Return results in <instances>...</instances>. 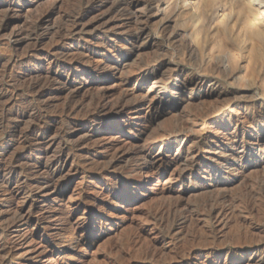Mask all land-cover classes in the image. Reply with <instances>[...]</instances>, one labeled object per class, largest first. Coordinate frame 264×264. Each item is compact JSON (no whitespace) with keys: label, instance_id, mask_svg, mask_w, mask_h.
Wrapping results in <instances>:
<instances>
[{"label":"rangeland","instance_id":"1","mask_svg":"<svg viewBox=\"0 0 264 264\" xmlns=\"http://www.w3.org/2000/svg\"><path fill=\"white\" fill-rule=\"evenodd\" d=\"M76 1L22 0L13 9L0 8V25L10 21L12 16L15 15L19 17L20 24H22V21L26 18L31 19L41 13L49 16L48 23L51 24H49L50 26H58L64 23V18L68 14L87 13L85 19L81 22L82 26H86L85 29L79 25L75 32L77 35L74 34L68 40H57L54 35L46 34L48 27H50L48 24L40 31L43 33V36L40 37V46L44 50H48L49 46L58 44L57 46L61 50L69 51L67 57L75 56L74 58L79 57L85 60L84 66L60 74L61 82L69 85L68 90L63 93L48 94V96L41 98L28 94V91L22 88V85L26 82L24 80L29 78V76L26 78L22 76L24 71L30 70L32 75H44L54 73L57 66L48 63L47 60L38 61L35 67L33 66L34 63L22 64L21 56L24 51L30 49L31 41L18 44L13 41L8 42L6 36H0V56L7 60L0 63V83H5L4 87L9 91L14 88L15 83L18 86L22 84L11 100L5 99L3 101L9 108L13 107L14 118L3 120L4 124L0 123V244L1 242L6 243L11 249L8 264H264V216H262L264 211H261L264 210V202L262 199H260L255 209L256 212H254L255 210L248 211L237 208L240 219L235 217L229 220L226 217L224 222L218 223L213 218L208 222L202 220L201 212L198 211V208L195 211L194 208V221L191 219L185 224H180L179 221L181 220L179 214L186 212V206L197 207L201 204L200 199L203 200V196H201L203 193L201 192H203L204 185L221 183L222 181L229 183L228 189H222L221 191L227 196H234L241 194L246 186L252 184L253 180L256 181L264 175V153L262 152V154L259 151L262 147L264 148V135L257 134L258 132L254 128H250L249 124L246 125L244 131L237 130L238 128L235 129L236 122L230 124L221 118V121L214 127V131L215 128L217 130L210 135H202L198 128H195L186 137L182 136L183 138L181 137L177 142L170 143L171 145L163 142L158 136L159 132L169 124L168 121L172 122L186 118L185 115L188 111L194 114L190 117H193L197 122L202 121L197 115L199 105L197 103L184 104L191 98V94L187 91L182 94L171 95L170 89H161L159 95H156L155 89H148L150 83L147 85L141 80H130L123 86L124 74L104 75L103 67L105 63H118L124 60L125 71L134 65V62L127 58L130 55L131 41L125 40L122 35H114L109 28V32L105 28L107 29L106 32L103 27L104 23L107 22L105 21L106 18L117 20L120 23L122 19L125 20L126 16L121 18L119 13L106 16L107 7L100 4L102 0H97L96 3L88 0ZM190 7L191 0H179L178 13ZM102 8L103 10H100ZM164 18V14L160 13L155 15L150 23L151 35L156 41L159 39V31L164 27ZM95 19L99 21V24L96 23L90 26V23L94 22ZM97 24L101 25L103 29ZM183 27L190 30L186 22ZM26 43L28 44L26 45ZM149 43H152V41ZM145 45L141 47L138 58H136L137 55L133 56L137 64L144 62L154 54L153 48H150L148 44ZM61 50L53 52L50 55L51 58L63 61L66 55ZM142 55L144 56L142 57ZM146 55L147 58H145ZM263 64L257 66L258 80H264ZM181 65L188 66L184 62ZM86 67L87 72L84 70ZM234 74L241 77L242 69L239 68ZM17 77H22V83L15 81L18 79ZM240 84L242 83L239 81L235 85H231L227 80L223 82L224 87H222L225 90H232L241 86ZM55 87L59 88L60 85L56 84ZM99 88L102 91H99ZM251 88L259 90L258 93H262L260 86H252ZM126 89L135 92L129 95L126 110L119 116L104 124L100 122L91 124L81 118L72 119V121L75 120L73 123L79 128H77L78 133L69 142L65 140L68 152L70 151V158L62 163V176L55 181L53 186H34L29 188L26 193L15 190L12 193L6 192L5 194V185L1 174L6 166V168L10 166L12 157L23 153L18 164L25 165L27 161H34L41 153L37 151L38 149L24 152L25 148L35 143L38 137L30 136L24 139L22 137L23 131L26 132L33 125H38L37 122L43 124L47 120L57 119L58 123L55 122V125H49L50 133L56 134L64 125L60 118L56 117V112L75 93H79L76 100L81 101L90 95L105 91L109 94L107 99L113 101L123 95ZM161 98H163L162 102H160ZM141 100L143 105L139 106L138 102ZM234 101L236 103L242 102L238 95L234 98ZM36 105H39L38 108L40 106L44 108L41 117L31 118L26 116L18 119L19 117L16 116L18 112L27 108H37ZM220 116L227 117L224 113ZM86 130L90 132L89 138L85 132ZM233 131H237L239 134L241 131L245 132L246 143L252 145L255 149L254 154L242 157L240 156L242 148H238L235 153L236 156L229 152L226 154L229 160L228 163L234 164L230 168L231 170L226 167L228 166L227 162L223 163L225 170L222 169L213 174H204V167L197 166L186 171L185 177L181 180L173 179V176L182 167L180 162H184L185 156L189 153L186 152L189 150L188 147H199L205 143L216 145V143L223 142L226 136H231V133H234ZM252 132L254 134L250 136ZM82 138L87 140L77 146L75 143L83 140ZM150 139L153 143L150 148L151 151L147 150V146L151 143ZM257 141L259 145H254ZM110 142L115 144L111 152L116 155L113 156V154L112 156L123 157L114 165L107 164L108 160L101 161L99 165L95 162V159L106 153L107 148L105 149L104 146ZM136 148L144 149L146 153L151 152L153 163L144 164L140 161L138 156L132 153V150ZM56 150L58 149L56 148ZM197 176L201 179H199V182L193 183ZM111 180H118V183L109 186ZM166 188L174 190V195L178 196V198L175 196L174 200L180 199L183 202V205L180 206L181 210L172 219L175 226V230H172L173 233L165 224L161 223L158 216H154L156 208L165 204L164 201L167 200V203L171 199L164 193ZM229 188L231 189L229 190ZM84 201H89L90 207L85 209L82 206ZM20 209L24 214L23 219L17 220V210ZM258 213L261 215L260 217ZM195 217L198 220H195ZM209 226H211L213 235H215L213 239L211 238L213 242H211V239L205 242L199 238V240L190 241L193 232L203 234L210 230ZM205 229L207 230L205 231ZM115 245H120L119 248L117 247L119 250L114 247ZM187 245L195 249L196 254L193 256L182 254L181 252L188 247ZM150 248L155 250L157 254L146 253Z\"/></svg>","mask_w":264,"mask_h":264},{"label":"bare ground","instance_id":"2","mask_svg":"<svg viewBox=\"0 0 264 264\" xmlns=\"http://www.w3.org/2000/svg\"><path fill=\"white\" fill-rule=\"evenodd\" d=\"M20 1L22 0H0V8L7 7L8 10L13 9L14 6ZM88 1H92L94 3L98 2L97 0ZM100 4L107 7L106 16H111V14L115 15V13H119L121 18L122 16H126L125 20L122 19L120 23H118L117 20H111L110 18H108L110 19L108 21V19L106 18L107 20L105 19V21L107 22H105L104 25L102 24V22H100V24L103 25L104 29H111L114 35H122L124 36L125 40L131 41L130 55L127 58L128 60L131 59V62H134V65L132 67L130 66L129 70L126 71V66L124 67L123 63L124 60H121V62L118 63H105L103 67V74H124L125 79H123L122 81L123 86H125V84H127L130 80H141L147 85L150 83L151 85H148V89H155L156 95H159V91L161 89H170L171 95L182 94L183 92L187 91L192 96L190 95V100L186 101V103H184L183 101V103L188 105H190L191 103H197L199 105L197 115L202 119V121H198V123L195 119H193V117H190L194 116V114H192L193 112L191 111H188V113L185 115L186 118H181L177 121L172 122L168 121L169 124L164 128L162 127L163 130L159 132V136L157 135L163 142H165L166 144H170L173 141L177 142L182 136L186 137L188 133L195 130V128H198L202 135H210L214 131L215 125H217L221 121V118L224 121L229 122L230 124H234L236 122L235 129L238 128L237 130L244 131L246 125L249 124L250 128H254L256 132H258L257 134L264 135V80H258L257 78L259 75L257 66L264 63V0H191V7L181 13H178L179 0H102ZM100 10H103V8ZM160 13L164 14L165 24L160 31L157 29V32L159 31V39L156 41L151 35L152 29L150 30V23L152 21V18L155 17V15H159ZM86 15V12L75 15L68 14L64 18V23L58 26H50L51 24L48 23L49 16L43 15L41 13L37 14L33 18H31V16V19L24 17L26 19L22 21V24H20L21 20L17 15L12 16L11 19L9 18L10 21L8 22H2L3 24L0 25V36H6L8 38V42L13 41L21 44L23 42L31 41L30 49H27L28 51L26 52L24 51V54H22L21 56L22 64L34 63L33 66L35 67L38 61L43 62V60H47L48 63L55 64L57 66V69L54 73L44 75H32L30 70L24 71V75L22 76H24V78L29 76V78L27 80H24V82L26 81L24 85L19 84V86L22 85V88H25L28 91V94H32L37 98H41L45 97L46 95L48 96V94L55 95L68 90L69 85L68 83L61 82L60 74L67 71L70 72V70L84 66L85 60L79 57L74 58L75 56L67 57V53L69 51L66 52L63 49L61 50L57 46L58 44L51 47L49 46L48 50H44L43 47L40 46V37L43 36V33H41L40 31L44 26L50 24V27H48L46 34L54 35L55 39L57 40H68L69 37H73L74 34H76L75 32L77 31V28L82 24L81 22L83 19H85ZM98 22L99 21L95 19L94 22L90 23V26H93ZM185 22L188 24L190 30H187V28L183 27V24ZM82 27L85 29L86 26L83 25ZM107 29H105V31ZM109 29L108 32L110 31ZM151 41L152 43H149ZM52 43L53 41L51 42V44ZM27 44L28 43H26V45ZM145 44H148L150 48H153L154 54H150L151 57L144 61V59L147 58L146 55V57L142 59L144 62L137 64L135 61L136 59H134L133 56L137 55L136 58H138L139 52H141L140 49ZM58 50H61V52L63 53L65 52L64 54L66 55V57L64 56V59L62 57L63 61L54 60L55 58L52 59L50 56L53 52H57ZM148 51L150 52V50ZM143 56L144 55H142V57ZM132 58L134 59V61ZM4 60L6 59L0 56V63H2ZM139 61L141 62V60ZM183 62L188 66L181 65ZM239 68L242 69L241 77L234 74ZM84 70L87 72V67ZM21 78L22 77H19L17 80H14L20 81V83H22L21 81L23 80ZM227 80H229L231 85H235V83L239 81L242 84H240L241 86L233 88L232 90H225L223 88V82ZM2 81L4 82V80ZM56 84H59L60 87H55ZM4 85L5 83H0L1 124L5 119H9L11 117L14 118V110L12 109L13 107L9 108L3 101L5 99L11 100L14 97V94L20 88L15 83L14 88L9 91V89H6ZM252 86H260L262 88V93H258L259 90H254L253 88H251ZM99 91L102 90L99 88ZM134 92L135 91L133 90L127 91L126 89V91L123 92V95L113 101L107 99L109 94L105 91L90 95L89 97L81 101L76 100V97L79 93H75L56 112V117L58 116L64 125L63 127H61L62 129L60 131L57 129L58 132H55L56 134L54 135L53 133H50L49 125H55L57 119H50V121L46 119V123L44 122L43 124H40L36 121V118L35 121L38 125H33L29 130L27 129L28 131L26 132L23 131L22 137L24 139L30 136L38 137V139H36L37 141L33 144L28 145V147L25 148L24 152H31L35 149H38L37 151L41 152L40 156L37 157L34 161L32 160L29 162L26 160L27 162L25 163V165L18 164L23 153L17 154L12 157L10 166L8 165V168H6V166L3 170V173L1 174L3 183L5 185V194L6 192L12 193L15 190L21 191V193H26L28 192L27 190L29 188L34 186H53L55 184V181L60 176H62V163H65L70 158V151L68 152L66 141L69 142L70 140H72L71 138H73L75 134L78 133V127L75 123H73L75 120L72 121V119L81 118L91 124H95V122L104 124L110 119L119 116L121 113H123L124 110H126L125 108L127 106L128 97ZM237 95L240 97L242 102L236 103L234 101V98ZM163 98H161L162 100L160 102L163 101ZM138 105H143V101H139ZM38 106L37 108H27L21 112L17 111L18 113L16 112V116L19 117L18 119L26 116H29L31 118L41 117L43 115L42 110L44 108H42L41 106L38 108ZM222 113L226 114L227 117H221L220 115ZM216 130L217 129L215 128V131ZM243 131H241L240 134L237 133V131H233V134L230 132L231 136H226L221 143L215 142L216 145H212V143H205L203 146L199 147H188L187 149L189 150L186 152L189 153L187 154V156H185L186 159L184 157L185 161H181L183 164L180 162L182 167L180 166L181 168L179 172L177 171L178 173L176 172V174L173 173L175 174L173 176V179L181 180L185 177L186 171L191 170L197 166L204 167V174H213L214 172L224 169L225 166H223V163L227 162L226 164L228 166L226 167L231 170L230 168L233 167L234 164L228 163L229 160L226 156L228 152L233 156H236V150L238 148H242V152L240 154V156L242 157L255 153V149L252 147V145H248L246 143L247 137L245 136L246 134ZM85 132L89 138L90 132L87 130ZM253 134L254 133L252 132L250 136H252ZM86 140L87 139H83L81 141L77 140V143H75L74 141L73 142L77 146H79ZM105 145V149L107 148L106 153L96 158L95 162L99 164L101 163V161L108 160L107 164H110L111 166L114 165L119 159H122L123 156L121 158L113 157L116 155L111 152L115 147L114 142H110ZM254 145H259V142L257 141ZM152 146L153 143L151 142L147 146V150L151 151L150 148ZM56 148L58 150H56ZM259 151H261V153H264V148L262 147V149H259ZM132 153L136 154L140 161H142L144 164L153 163V156L151 152L146 153L144 149L136 148L135 150H132ZM213 161L216 162L212 163ZM199 179H201V177L197 176L193 183L199 182ZM109 182V186H114L118 183V180H111ZM228 186L229 183L227 184L223 181L221 183L204 185L202 189L203 192H201L203 193L201 194V196H203V200L200 199L201 204L197 207L186 206V212L183 211L184 213L179 214L181 215V220H179L180 224H185L191 219L193 220L194 208L195 211L197 210L196 208L199 209L198 211L201 212L202 220L209 222L210 220L215 218V220H217L219 223L224 222L226 217L229 218V220L230 218H239V212H237L239 208H241V210L243 209L251 211L256 209L260 199H262L264 202V175L256 181L253 180L252 184L246 186L245 190H243L239 195L227 196L226 194H224V192H222L221 190L226 188L228 189ZM230 189L231 188H229V190ZM164 193L171 199L167 203V200L164 201L165 204H159L160 206L157 207L155 211L153 210L155 212L153 213L155 214L154 216H158L162 224H165L168 229L172 231L175 230V226L173 224L174 222L172 223V219L174 218L173 216H175L179 212V210H181L180 206L183 205V202L180 199L174 200V198H176L175 196L177 195H174L175 192L172 188H166L164 190ZM88 202L89 201H84L82 203V206L85 207V209L87 207H90ZM21 209L17 210V220L23 219L24 214H22L23 209ZM259 209L261 210V208ZM254 212H256V210ZM195 214L197 215V213ZM258 216L260 217L261 215H259L258 213ZM195 220L198 219H196L195 217ZM237 223L238 221L236 222V224ZM209 227L210 230L208 231L207 229H205V231H207L203 234H195L193 232L190 241H194L195 239L199 238L205 242H208L209 239H213L215 235H213V229L211 228V226ZM212 239L211 242H213ZM119 246L120 245H115L114 247L118 249ZM10 251V247L6 243L1 242L0 264L9 263L8 261ZM146 253L157 254V252L151 248L147 250ZM181 253L184 255L193 256L194 254H196V250L191 248V246H188Z\"/></svg>","mask_w":264,"mask_h":264}]
</instances>
